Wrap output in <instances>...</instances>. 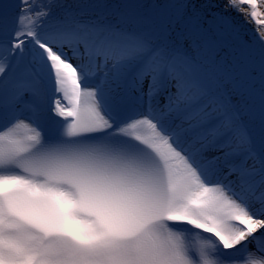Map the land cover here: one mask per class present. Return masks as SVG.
<instances>
[{
    "label": "snow or ice",
    "instance_id": "1",
    "mask_svg": "<svg viewBox=\"0 0 264 264\" xmlns=\"http://www.w3.org/2000/svg\"><path fill=\"white\" fill-rule=\"evenodd\" d=\"M0 264H264V0H0Z\"/></svg>",
    "mask_w": 264,
    "mask_h": 264
},
{
    "label": "rangeland",
    "instance_id": "2",
    "mask_svg": "<svg viewBox=\"0 0 264 264\" xmlns=\"http://www.w3.org/2000/svg\"><path fill=\"white\" fill-rule=\"evenodd\" d=\"M249 27H251V26H249Z\"/></svg>",
    "mask_w": 264,
    "mask_h": 264
}]
</instances>
